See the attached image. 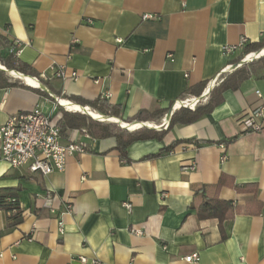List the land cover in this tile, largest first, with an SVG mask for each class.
I'll return each mask as SVG.
<instances>
[{
  "label": "crops",
  "instance_id": "1",
  "mask_svg": "<svg viewBox=\"0 0 264 264\" xmlns=\"http://www.w3.org/2000/svg\"><path fill=\"white\" fill-rule=\"evenodd\" d=\"M243 38L264 42V0H0V126L35 108L57 123L65 110L55 99L89 110L75 99L103 100L123 123L148 124L91 134L88 152L47 176L0 161V188L17 190L22 213L8 230L0 211V264H189L195 253L190 264H264V116L257 133L238 125L259 104L255 91L264 95V73L168 128L172 105L193 100L188 88L237 70L226 73L242 50L223 48ZM13 42L24 73L3 66ZM140 112L160 114L138 122ZM144 130L122 156L116 136ZM205 197L231 202L225 238L217 219L197 217Z\"/></svg>",
  "mask_w": 264,
  "mask_h": 264
},
{
  "label": "built area",
  "instance_id": "2",
  "mask_svg": "<svg viewBox=\"0 0 264 264\" xmlns=\"http://www.w3.org/2000/svg\"><path fill=\"white\" fill-rule=\"evenodd\" d=\"M143 18L152 19L153 16L146 15ZM246 44L247 40L243 38L236 46H225L223 52L225 55H229L238 49L242 50ZM18 45L17 42H13V47L9 49V53L16 55L15 50ZM262 50L244 56L240 64L230 66L229 69L234 67L235 70L242 64L257 60L261 57ZM167 57L172 60L171 55ZM56 76L64 78V71L62 69L58 70ZM71 77L74 78L75 74L72 73ZM220 82L215 79L211 82L210 87L214 86L215 83L218 85ZM203 95L190 101L174 103L170 113L180 108L194 110ZM255 95L259 104L242 112L238 119V125L243 134L257 133L262 129L264 95L258 90L255 91ZM58 107L69 111L61 106L59 100L55 99L53 110L55 111ZM89 139H91V135L87 128H75L64 134L61 127L53 121L52 115H45L39 108H35L30 112L11 116L0 126V161L5 162L12 168H26L31 174L47 176L53 172H62L69 158L88 152L89 147L85 140ZM183 170L194 171L195 163L192 162L189 166H184ZM51 201L52 197L48 194L45 206L50 207ZM123 206L128 212L131 211V204L124 203ZM58 226L60 232H62V222H59ZM132 233L140 234V231L133 230ZM198 260L199 255L196 253L184 258V262L189 264ZM78 261L81 264L87 263L85 257H79ZM91 264L100 263L94 260Z\"/></svg>",
  "mask_w": 264,
  "mask_h": 264
},
{
  "label": "trees",
  "instance_id": "3",
  "mask_svg": "<svg viewBox=\"0 0 264 264\" xmlns=\"http://www.w3.org/2000/svg\"><path fill=\"white\" fill-rule=\"evenodd\" d=\"M264 48V42L259 43H250L245 45L242 49L240 57L234 62L237 64L242 60V58L250 53L259 52ZM264 53V51H263ZM258 65H249L243 66L237 69L230 76H226L217 87H214L208 96V101L205 105L199 104L194 110L180 108L175 113L171 115L170 123L168 128L173 127L174 125H189L198 120L201 116L209 113L216 105L220 103L219 94L225 90H236L239 85L248 79L249 77L258 76L261 72L264 73V56L258 58ZM3 66L8 70H15L19 72H26L25 66L21 65L19 60L15 55L10 54L8 59L4 62ZM16 85V84H14ZM21 87H25L20 84ZM207 83L203 82L196 86L195 88H188L185 91V95H190L192 99L199 98L206 90ZM82 106H87L98 114L105 115L107 118L116 119L118 117V111L114 110L113 107L108 105L106 101L103 100H94V101H83L75 99ZM159 112L148 114L140 112L136 116L138 122L147 121L150 117H153ZM113 116V117H112ZM94 119V118H93ZM96 120V119H94ZM118 120V119H116ZM98 121V120H96ZM129 123V122H128ZM61 127L62 131L72 130L75 128L85 127L90 132V135H104L108 136L111 134L110 130L113 128L111 125H102L90 120V118L85 114L64 112L61 120L57 122ZM98 126L97 133H91L95 126ZM148 132L150 130H144V133H133L129 134L126 141H121V137L116 136L118 142V149L123 156L125 153L126 146L134 141L144 140L149 137ZM171 146L168 148L170 149ZM206 187H202L200 191H204ZM200 191L195 192L194 196H197ZM231 202L220 201L208 199L205 197L202 204L197 209V217L199 219H217L219 222V227L222 233V237L225 238L222 224L224 221L230 218V212L232 211ZM0 211H4L8 214V224L7 229H12L19 225L22 221V213L20 212L18 201H17V190L15 189H1L0 188Z\"/></svg>",
  "mask_w": 264,
  "mask_h": 264
},
{
  "label": "rangeland",
  "instance_id": "4",
  "mask_svg": "<svg viewBox=\"0 0 264 264\" xmlns=\"http://www.w3.org/2000/svg\"><path fill=\"white\" fill-rule=\"evenodd\" d=\"M262 51H264V48H263ZM238 56H239V53H237V54L235 55L234 58H237ZM261 56H264V53H262ZM258 63H259V60H254L253 62L242 64L241 66L237 67L236 69L241 68V67H243V66L258 65ZM237 64H240V62H238ZM233 70H234V67L231 68V69H228L226 73L228 74L229 72H233ZM222 78H223V75L217 80V82H220V80H221ZM216 84H217V83H215L214 86H216ZM214 86H212L211 89H213ZM66 112H69V111H66ZM72 113H73V112H72ZM74 113H80V112H74ZM80 114H82V113H80ZM85 115H87V114H85ZM87 116H88V115H87ZM88 117H89L90 120L93 121V122H96V123H99V124H103V125H111V126H113L114 128H117L118 130L125 131V132H127V130H132L133 127H136V126L140 125V124H136V123L126 124V123H123V122L120 121V120H119V122H116V123H114V122H110V121H107V120H105V121H101V120H100V121H96L97 119L94 120V119H92L90 116H88ZM104 117H106V116H104ZM119 126H120L122 129H121ZM123 129H124V130H123Z\"/></svg>",
  "mask_w": 264,
  "mask_h": 264
},
{
  "label": "bare ground",
  "instance_id": "5",
  "mask_svg": "<svg viewBox=\"0 0 264 264\" xmlns=\"http://www.w3.org/2000/svg\"><path fill=\"white\" fill-rule=\"evenodd\" d=\"M262 53H263V51L261 52V54ZM29 81H31V80H29ZM211 88H212V86L211 87H208L207 90H206V93H204L203 96H205L206 94H208L211 91ZM59 102H60L61 106L65 107L70 112H82V113H85L88 116H90L92 119L94 118V119H97L99 121L100 120L101 121L107 120V121L114 122V123L119 122V120H116V119H108V118L102 117L101 115H99V114H97V113H95V112H93V111H91V110H89L87 108L80 109V108H78L76 106H73V105L65 102L64 100H59ZM194 103H196V102H194ZM141 126L147 127L148 124H140V125H138L136 127H141ZM136 127H133L132 130H134Z\"/></svg>",
  "mask_w": 264,
  "mask_h": 264
},
{
  "label": "water",
  "instance_id": "6",
  "mask_svg": "<svg viewBox=\"0 0 264 264\" xmlns=\"http://www.w3.org/2000/svg\"><path fill=\"white\" fill-rule=\"evenodd\" d=\"M83 114H85V113H83Z\"/></svg>",
  "mask_w": 264,
  "mask_h": 264
}]
</instances>
